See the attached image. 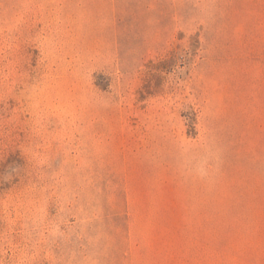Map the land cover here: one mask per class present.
Listing matches in <instances>:
<instances>
[{"label":"rangeland","instance_id":"1","mask_svg":"<svg viewBox=\"0 0 264 264\" xmlns=\"http://www.w3.org/2000/svg\"><path fill=\"white\" fill-rule=\"evenodd\" d=\"M0 264H264V0H0Z\"/></svg>","mask_w":264,"mask_h":264}]
</instances>
